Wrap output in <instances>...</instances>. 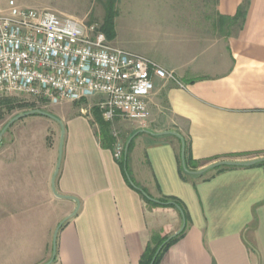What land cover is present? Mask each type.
I'll return each instance as SVG.
<instances>
[{
    "label": "crops",
    "instance_id": "0c3cea01",
    "mask_svg": "<svg viewBox=\"0 0 264 264\" xmlns=\"http://www.w3.org/2000/svg\"><path fill=\"white\" fill-rule=\"evenodd\" d=\"M115 9L110 41L185 87L155 78L147 120L125 126L121 141L133 144L122 160L111 128L84 114L61 119L57 174V152L35 146V133L27 146L1 147L0 264L52 259L56 229L78 208L58 195L80 205L51 264H140L154 236L183 224L180 209L148 203L143 191L180 199L190 216L158 264H264V162L184 178L181 139L160 134L184 138L199 163L191 171L264 158V0H115Z\"/></svg>",
    "mask_w": 264,
    "mask_h": 264
},
{
    "label": "built area",
    "instance_id": "2783aa9c",
    "mask_svg": "<svg viewBox=\"0 0 264 264\" xmlns=\"http://www.w3.org/2000/svg\"><path fill=\"white\" fill-rule=\"evenodd\" d=\"M155 78L185 87L155 60L114 45L96 22L50 9L0 8V98L56 104L99 97L96 107L107 122H145ZM125 151L119 139L115 158L122 160Z\"/></svg>",
    "mask_w": 264,
    "mask_h": 264
},
{
    "label": "rangeland",
    "instance_id": "374dc122",
    "mask_svg": "<svg viewBox=\"0 0 264 264\" xmlns=\"http://www.w3.org/2000/svg\"><path fill=\"white\" fill-rule=\"evenodd\" d=\"M106 0H0V8L7 10L13 7H30L37 9H50L60 16H72L84 22H96L103 24ZM13 98L12 107H0V132L5 125L17 114L40 108L48 111L56 117H66L73 114H84L97 119L96 129L101 123H107L111 128L114 138V145L124 137L125 142V126H129L132 121L119 117V119L110 123L107 122L95 105L99 101V97H91L78 103L73 101H62L60 103H49L38 101L28 96H11ZM36 106L35 108H31ZM95 112V114H94ZM59 115V116H58ZM96 116V117H95ZM62 121V120H61ZM99 125V126H98ZM62 124L57 120L40 115H29L15 121L5 132L3 144L1 147H24L27 146V136L35 133L36 143L42 149H53L57 152L58 162L61 151ZM114 132L117 136H114ZM49 134V136H48ZM122 142V141H121ZM13 144V145H12ZM63 147V146H62ZM63 151V150H62ZM62 160V157H61Z\"/></svg>",
    "mask_w": 264,
    "mask_h": 264
},
{
    "label": "trees",
    "instance_id": "16d2710c",
    "mask_svg": "<svg viewBox=\"0 0 264 264\" xmlns=\"http://www.w3.org/2000/svg\"><path fill=\"white\" fill-rule=\"evenodd\" d=\"M105 11H106V14H105L104 21H103L101 28L107 34L108 38H110L111 35L113 34L114 18L116 16V12H117L115 9V0H106ZM13 102L14 101H13V98L11 96L1 97L0 98V107H9L10 108V107H12ZM35 107L36 106H33L31 108H35ZM101 125H103V126L106 125V128L108 129L109 125L107 123L104 122V123H101ZM132 144H133V140L129 143L128 149H130L132 147ZM185 164H186V168H184L183 162H181L180 172L184 178H187V176H190L189 171H191L192 169H197L199 166V163L196 162L195 160L188 159L185 156ZM125 165H126V163H124V168H126ZM221 169H224V168H222V167L217 168V170H221ZM125 172L127 173V169H125ZM144 198L148 203H151V204H158V205H162V206L175 207L177 209H181L183 214H184V217L186 219L185 229L179 235L172 237L168 242H167V240L172 235H166L163 237L154 236L153 243L150 244V246L147 248L146 252L142 256L140 264H150L152 259L155 256L158 248L166 242L165 245L163 246L162 250L160 251V253L157 255L156 260L154 262V264H158L160 259L163 256V254L168 250V248L173 243H175L180 237H182L184 235L185 230H186V228L190 222V216H189V213L186 209L185 204L180 199H178L176 197H168V196L161 197L159 199L161 203H154L148 197H144ZM181 215H182V213H181Z\"/></svg>",
    "mask_w": 264,
    "mask_h": 264
},
{
    "label": "water",
    "instance_id": "95a60500",
    "mask_svg": "<svg viewBox=\"0 0 264 264\" xmlns=\"http://www.w3.org/2000/svg\"><path fill=\"white\" fill-rule=\"evenodd\" d=\"M35 114H40V115H44V116H47V117L53 118V119L57 120L59 123H61L62 126H63V127H62V138H61L60 159H59L58 167H57V171H56V174H57L58 171H59V168H60V164H61V157H62V150H63V147H62V146H63V143H64V137H65V127H64L63 122H62L58 117L52 115V114L49 113L48 111L42 110V109H40V108H35V109H31V110H28V111H25V112L19 113V114H17L16 116H14V117H13V118H12V119H11L6 125H5V127H4V128L1 130V132H0V148H1V145H2V141H3V137H4L5 132L8 130V128H9V127H10L15 121H17V120H19V119H21V118H23V117H26V116H29V115H35ZM143 131H146V130H143ZM160 134H173V135H175V136H177V137H179V138L181 139V142H182V147H181L182 162H183L184 168H186V164H185L186 142H185L184 138H183L179 133L174 132V131H165V132H162V133H160ZM135 135H136V134H135ZM135 135H134V136H135ZM134 136H133V137H134ZM130 141H131V140H130ZM128 146H129V143H128L127 147H126V151L128 150ZM260 162H264V158H259V159L250 160V161H246V162H236V161H231V160H227V161H219V162H216V163H213V164L207 166V167L204 168V169L196 170V171H189V172L192 173V174L200 175V174H203V173H205L206 171H208V170H210V169H213V168H216V167H219V166H252V165H255V164L260 163ZM56 174H55V176H56ZM130 180H131V179H130ZM131 183H132L136 188H138V189H140V190L143 191V189L137 187V186L134 184V182H133L132 180H131ZM53 186H54V190H55V182L53 183ZM143 193H144V195H145L146 197H148L150 200H152V201H154V202L161 203L159 200L150 197L146 192L143 191ZM57 195H58V194H57ZM58 196H60V197H62V198H69V199H74V200H76L77 203H78V208L76 209V211H75L73 214H71V215L68 216L64 221H62V222L60 223V225L58 226V228L56 229V231H55V235H54L53 257H52V259H51L50 261H48V262L45 263V264H51L52 261H53L54 258H55V255H56V238H57V234H58L59 229L62 227V225L64 224L65 221H67L68 219H70L72 216H74V215L77 213V211H78V209H79V205H80V204H79V200H78L76 197H74V196H67V195H58ZM180 211H181L182 216H183V224H182L181 228H180L177 232H175V233H174V234H173V235L167 240V242H168L172 237L179 235V234L185 229V227H186V219H185L184 214H183V212H182L181 209H180ZM165 243H166V242H165ZM165 243L162 244V245L158 248V250H157V252H156V254H155V256H154V258L152 259V261H151L150 264H154L157 255L160 253V251L162 250V248H163V246L165 245Z\"/></svg>",
    "mask_w": 264,
    "mask_h": 264
}]
</instances>
